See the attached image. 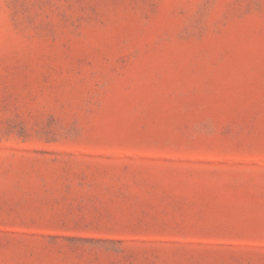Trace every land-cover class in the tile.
I'll return each mask as SVG.
<instances>
[{"label": "rangeland", "instance_id": "374dc122", "mask_svg": "<svg viewBox=\"0 0 264 264\" xmlns=\"http://www.w3.org/2000/svg\"><path fill=\"white\" fill-rule=\"evenodd\" d=\"M0 264H264V0H0Z\"/></svg>", "mask_w": 264, "mask_h": 264}]
</instances>
